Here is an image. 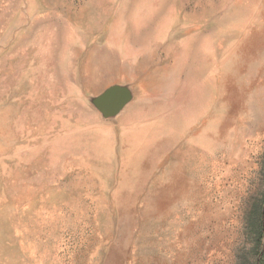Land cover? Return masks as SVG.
Instances as JSON below:
<instances>
[{"label": "rangeland", "instance_id": "obj_1", "mask_svg": "<svg viewBox=\"0 0 264 264\" xmlns=\"http://www.w3.org/2000/svg\"><path fill=\"white\" fill-rule=\"evenodd\" d=\"M0 264H264V0H0Z\"/></svg>", "mask_w": 264, "mask_h": 264}]
</instances>
